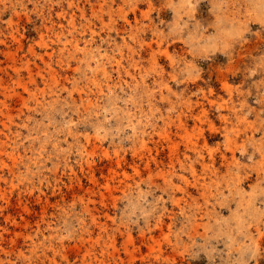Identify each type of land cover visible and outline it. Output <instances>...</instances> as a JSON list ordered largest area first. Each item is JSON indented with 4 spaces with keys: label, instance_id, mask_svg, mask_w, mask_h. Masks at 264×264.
Returning a JSON list of instances; mask_svg holds the SVG:
<instances>
[{
    "label": "rangeland",
    "instance_id": "obj_1",
    "mask_svg": "<svg viewBox=\"0 0 264 264\" xmlns=\"http://www.w3.org/2000/svg\"><path fill=\"white\" fill-rule=\"evenodd\" d=\"M0 264H264V0H0Z\"/></svg>",
    "mask_w": 264,
    "mask_h": 264
},
{
    "label": "bare ground",
    "instance_id": "obj_2",
    "mask_svg": "<svg viewBox=\"0 0 264 264\" xmlns=\"http://www.w3.org/2000/svg\"><path fill=\"white\" fill-rule=\"evenodd\" d=\"M189 1V0H188ZM187 3V2H186ZM178 10V9H177ZM261 14V13H260ZM72 19V18H71ZM54 26V25H53ZM72 26H74V25H72ZM56 27V26H55ZM74 28V27H73ZM56 31V30H55ZM93 32V31H92ZM70 33V32H69ZM73 35V34H72ZM58 37V36H57ZM42 45V44H41ZM66 47V46H65ZM75 47V46H74ZM66 49V48H65ZM73 49V48H72ZM75 49V48H74ZM82 52V51H81ZM52 55V54H51ZM67 62V61H66ZM48 63V62H47ZM47 65V64H46ZM51 65V64H50ZM48 66V65H47ZM89 66V65H88ZM29 67V66H28ZM49 70V69H48ZM54 70V69H53ZM55 72H56V70H55ZM110 73V72H109ZM54 74V73H53ZM49 75V74H48ZM105 75H107V74H105ZM50 76V75H49ZM57 79V78H56ZM108 81V80H107ZM48 83V82H47ZM87 85V84H86ZM90 106V105H89ZM93 106V105H92ZM77 107V106H76ZM88 109V108H87ZM39 113V112H38ZM11 124V123H10ZM12 134V133H11ZM60 164V163H59ZM149 165V164H148ZM55 185V184H54ZM83 222V221H82ZM81 233V232H80Z\"/></svg>",
    "mask_w": 264,
    "mask_h": 264
}]
</instances>
